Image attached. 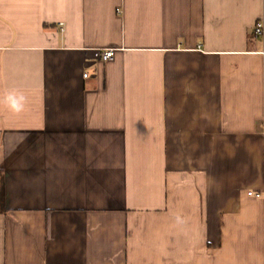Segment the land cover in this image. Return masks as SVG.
<instances>
[{
  "label": "crops",
  "instance_id": "obj_1",
  "mask_svg": "<svg viewBox=\"0 0 264 264\" xmlns=\"http://www.w3.org/2000/svg\"><path fill=\"white\" fill-rule=\"evenodd\" d=\"M0 264H264V0H0Z\"/></svg>",
  "mask_w": 264,
  "mask_h": 264
},
{
  "label": "built area",
  "instance_id": "obj_2",
  "mask_svg": "<svg viewBox=\"0 0 264 264\" xmlns=\"http://www.w3.org/2000/svg\"><path fill=\"white\" fill-rule=\"evenodd\" d=\"M254 33L256 36H261L263 34V26L261 23H258L254 29ZM114 57V49H106V50H96L94 52V58L102 61V62H109ZM249 196H253L250 192L248 193ZM261 195L256 194L255 197L259 198Z\"/></svg>",
  "mask_w": 264,
  "mask_h": 264
},
{
  "label": "clouds",
  "instance_id": "obj_3",
  "mask_svg": "<svg viewBox=\"0 0 264 264\" xmlns=\"http://www.w3.org/2000/svg\"><path fill=\"white\" fill-rule=\"evenodd\" d=\"M7 100H8L10 109L14 112H19L22 110L24 106L25 97L23 95H17L15 93H10L7 96ZM177 220L179 222L180 218L177 217Z\"/></svg>",
  "mask_w": 264,
  "mask_h": 264
}]
</instances>
